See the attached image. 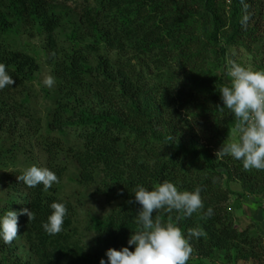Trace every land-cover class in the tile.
<instances>
[{
    "label": "trees",
    "instance_id": "obj_1",
    "mask_svg": "<svg viewBox=\"0 0 264 264\" xmlns=\"http://www.w3.org/2000/svg\"><path fill=\"white\" fill-rule=\"evenodd\" d=\"M33 37L41 47L30 54ZM234 47L254 61L261 53L255 71H264V0H0V63L15 80L0 89V185L11 194L0 218L23 208L35 214L18 218L16 239L27 261L12 253L16 239L6 245L0 238V264H108L109 248L134 251L128 240L140 230L141 205L133 192L165 181L180 192L201 189L204 207L190 217L153 213L185 238L190 229L203 231L189 240L192 257L232 252L236 260L264 264L261 238L238 230L229 206L236 193L235 208L245 196L264 195V171L215 155L236 130L220 94L230 86L229 61L242 66L230 53ZM43 64L55 81L41 88L44 113L33 86ZM19 152L29 154L27 168H47L59 183L45 191L18 181ZM70 169L69 181L107 207L89 216L83 233L62 190ZM236 182L241 192L230 187ZM53 202L67 208L56 235L42 227Z\"/></svg>",
    "mask_w": 264,
    "mask_h": 264
},
{
    "label": "clouds",
    "instance_id": "obj_2",
    "mask_svg": "<svg viewBox=\"0 0 264 264\" xmlns=\"http://www.w3.org/2000/svg\"><path fill=\"white\" fill-rule=\"evenodd\" d=\"M229 65L227 75L231 78V84L221 87L220 94L223 107L229 109L236 118L237 135L220 147L215 155H231L242 161L245 170L254 168L264 171V71H253L235 61H229ZM43 83L51 88L55 81L52 76H48ZM14 84L15 80L6 72V66L0 63V89ZM17 180L30 188L42 184L45 191L54 183H59L53 171L35 165L18 175ZM200 191L197 188L194 192H180L168 181L155 190L138 185L133 193L135 201L141 205L136 215V222L141 227L128 240V245H135V250L130 251L128 247L121 250L109 248L106 251L108 264H187L193 252L189 240L204 235L203 231L190 229L188 238H185L179 227L173 223H162L158 216L154 220L153 213L176 210L190 217L204 207ZM50 208L52 212L42 227L48 234L56 235L63 230L67 208L59 202L51 203ZM213 214L212 208H208L205 213L207 217ZM19 215H27L29 221L35 219V214L28 208H23L19 213L7 211L0 218V238L6 245H11L18 237ZM100 264H106L105 260L101 259Z\"/></svg>",
    "mask_w": 264,
    "mask_h": 264
},
{
    "label": "rangeland",
    "instance_id": "obj_3",
    "mask_svg": "<svg viewBox=\"0 0 264 264\" xmlns=\"http://www.w3.org/2000/svg\"><path fill=\"white\" fill-rule=\"evenodd\" d=\"M22 39H25V36L22 37ZM28 42H29L28 52L30 54H32V52L34 51L35 52L38 51L39 47H41L40 40L37 39L36 37L28 39ZM230 53L234 55L235 60L241 63L243 67L249 68L253 71L256 70L255 62H259L260 58L262 57L261 53L260 54L257 53V56L255 57L257 61H254L253 53L247 52V50L242 47L231 48ZM112 54L113 53H110L109 55L112 56ZM48 70H49L48 67H46L43 64L41 68V72L38 75V79L35 80L33 84L35 91L38 94L36 98L37 106L42 113L45 112L44 108H46L47 105H46V101L42 97L43 92L41 88L47 87L44 85L43 81L46 77L50 76ZM224 80L226 83L231 84V78L227 74L224 76ZM236 135H237L236 130H232L231 136L229 138V142L235 139ZM31 142L34 143L32 140ZM37 150L38 149L33 148L32 146L31 155L34 156V158H36L37 160H39V155L41 154ZM25 157H30V156L29 154H22L21 152H19L20 161L17 164L18 166L17 168L24 171L27 169L28 166L27 163L23 162V159ZM43 158L44 155H42V159ZM72 172L73 171L70 169L63 176L62 190L63 193L67 196V198L76 206V210L78 211L80 230L83 233L82 230H84L85 224L89 216L92 214H97V215L102 214L105 212L107 207L105 206L103 199H94L93 197H90L89 195L90 189L80 187L77 184L70 182L69 177L73 175ZM4 174L5 173L0 170V177H2ZM230 187L232 188V190L236 192H241V186L237 182L230 184ZM236 194L230 196V202H229V206L232 208L231 210L232 217L236 219L234 222V226L238 230L249 228L250 230H253V232L255 231L258 234V236L261 238L260 239L261 243L264 245V195L245 196L244 198H241L238 202H236V204H238L239 207L235 208L234 202L237 198ZM10 197L11 194L6 193L5 188L2 185H0V207L4 205L3 200L9 199ZM12 247L14 249L12 250V253H14V255H17L18 257L22 258L23 261H27L26 259L28 258V254L26 248L24 247V243L21 240L16 239ZM189 262H191V264H253L252 262L249 261L234 259V255L232 252L219 253L216 254L213 257V259H202L200 261H197L194 257L191 256Z\"/></svg>",
    "mask_w": 264,
    "mask_h": 264
},
{
    "label": "crops",
    "instance_id": "obj_4",
    "mask_svg": "<svg viewBox=\"0 0 264 264\" xmlns=\"http://www.w3.org/2000/svg\"><path fill=\"white\" fill-rule=\"evenodd\" d=\"M258 214H260V213H258Z\"/></svg>",
    "mask_w": 264,
    "mask_h": 264
}]
</instances>
